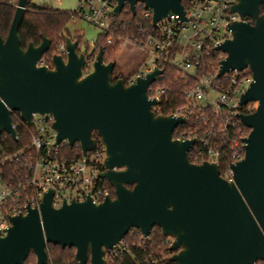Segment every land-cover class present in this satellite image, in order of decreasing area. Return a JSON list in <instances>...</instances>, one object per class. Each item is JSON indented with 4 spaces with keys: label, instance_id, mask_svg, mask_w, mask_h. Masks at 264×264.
<instances>
[{
    "label": "water",
    "instance_id": "water-1",
    "mask_svg": "<svg viewBox=\"0 0 264 264\" xmlns=\"http://www.w3.org/2000/svg\"><path fill=\"white\" fill-rule=\"evenodd\" d=\"M27 1L17 0L7 36L0 37V140L3 134L17 140L14 112L28 127L33 115H50L55 146L78 144L82 156L95 149V133L105 155L99 178L110 184L114 197L99 205L90 198L64 202L55 209L49 190L38 210L27 206L26 215L9 218L10 227L0 236V264H24L30 254L35 264H49L47 245L73 248L77 264H106V253L129 230L147 238L154 228L172 239L173 264L264 263V0H235L231 13L240 21L227 27L230 39L215 49L225 55L217 77L251 72L239 106L256 103L253 113L237 116L249 134L242 140V160L231 165L232 181L224 180L214 163L189 162L194 141L172 138L184 118L151 111L159 102L148 100L147 90L162 71L129 87L121 79L112 82L114 63L104 61L100 47L84 74L87 48L78 52V41L69 37L65 57L53 55L51 69L39 66L51 43L41 36L38 46L20 48L18 27ZM115 3L116 16L128 6L133 17L142 4L152 12L154 27L169 13L181 19L184 14L181 0Z\"/></svg>",
    "mask_w": 264,
    "mask_h": 264
},
{
    "label": "built area",
    "instance_id": "built-area-1",
    "mask_svg": "<svg viewBox=\"0 0 264 264\" xmlns=\"http://www.w3.org/2000/svg\"><path fill=\"white\" fill-rule=\"evenodd\" d=\"M181 4L184 11L182 19L169 13L155 27L152 25V12L144 10L142 4L136 5L140 40L124 39L119 47L131 46L144 59L134 73L121 80L125 87H129L137 78H145L155 70L162 71L147 90L148 100L159 102L151 111L155 115L184 118L185 123L173 132L177 137L172 138L194 141L189 153L192 154V164L208 162L218 165L219 160H228L220 176L232 181L231 165L242 160L244 155L243 142L236 140V126L242 124L237 116L251 114L256 108V103L239 106L241 95L252 82V75L246 68L217 77L220 63L212 69L206 59L210 51L218 52L216 47L230 39L227 27L240 21L236 14L231 13L235 0H181ZM115 6V0H78L72 20L81 19L103 33H110L115 24ZM243 21L248 20L245 18ZM112 39L110 36L107 43ZM220 54L224 59L225 55ZM57 55L65 57L64 44L59 47ZM38 65L45 66V61L42 59ZM167 67L174 69L186 85L180 93L183 106L164 115L162 101L167 90L155 84ZM52 123L50 115H33L29 146L8 155L1 150L0 164L15 163L24 170L23 174L15 176L17 181L12 183V179H5L0 168L1 237L10 227V217L26 215L27 206L38 210L43 194L49 190L53 191L52 207L55 209L64 202H84L90 198L94 205H99L105 198H112L107 181L99 178L105 170L103 145L96 144L95 149L85 156H82L78 144L71 148L66 142L55 146L56 133L51 129ZM167 240L166 244L171 245L172 239ZM121 241L109 252L120 247L124 249ZM164 260L159 256L148 264H163Z\"/></svg>",
    "mask_w": 264,
    "mask_h": 264
},
{
    "label": "trees",
    "instance_id": "trees-1",
    "mask_svg": "<svg viewBox=\"0 0 264 264\" xmlns=\"http://www.w3.org/2000/svg\"><path fill=\"white\" fill-rule=\"evenodd\" d=\"M17 0H0V37L5 39L9 31L11 21L15 12V7ZM186 5V2L183 1ZM264 12V7H261V13ZM74 12L71 11H59L51 7L33 4L30 0L27 1L25 10L23 12L19 27H18V37L19 44L22 50H25L29 43H33L38 46L41 39L44 37L48 39L51 43L49 51L43 55V60L45 61V66L51 68V57L58 54L59 47L64 44V39L66 37L71 38L66 26L72 20ZM139 22V11L133 17L131 16L128 6H125L119 16L115 17V24L112 27L110 33H101L93 48L86 54V66L84 67V74H87L91 70V63L93 62L96 51L98 52L100 47H103V56L106 63L113 62L114 70L111 76L112 82L118 79H123L125 76L117 73L115 71V56L119 45L124 39H131L134 41L140 40V34L138 32L137 23ZM112 36L113 39L111 43H107L108 38ZM73 40L78 41L79 38L74 37ZM78 52L80 49L78 48ZM209 57L206 59V63H209L210 68L215 69L217 65L222 61L223 57L219 52L210 51ZM135 72V71H134ZM132 72V73H134ZM128 74L127 76L131 75ZM155 85L165 87L167 94L164 96L162 104L164 106L163 114L166 115L172 109H178L183 106L181 91L185 87L184 80L177 74V72L167 67L164 69L163 75ZM12 124L15 126L17 140H12L9 136L3 134L0 140V146L3 154L8 155L19 150H25L31 140L30 131L31 128L25 126L20 120L18 113L11 114ZM238 135L236 140L241 142L242 139L247 137L249 130L245 128L242 124H237L236 130ZM235 132V133H236ZM176 138V134L173 136ZM92 138L96 141L97 145H100L99 138L92 134ZM78 150V149H77ZM79 152V150L77 151ZM1 160V158H0ZM189 162L193 163L192 154L188 155ZM228 160L221 159L218 162L220 173L222 174L223 169L228 164ZM0 168L4 173V177L7 181L12 179V183H15L18 174H23V168L15 163H5L0 164ZM106 186L110 190V195L113 196V189L107 182ZM167 238H164L158 228H154L147 239H142L140 233L131 229L123 237L121 244H123L124 249L121 247L114 250V252H108L105 255L106 264H148V262L153 258H158L157 254L159 250L165 253H169V247L165 244ZM46 253L48 256L49 264H77L74 258L75 250L73 248H60L59 246L47 245ZM36 259L33 254H30L26 259L24 264H35ZM163 264H173L169 259L164 260ZM258 264H264L259 262Z\"/></svg>",
    "mask_w": 264,
    "mask_h": 264
},
{
    "label": "rangeland",
    "instance_id": "rangeland-1",
    "mask_svg": "<svg viewBox=\"0 0 264 264\" xmlns=\"http://www.w3.org/2000/svg\"><path fill=\"white\" fill-rule=\"evenodd\" d=\"M33 4L42 6H48L55 10L59 11H71L74 12L77 8L78 0H30ZM69 34L74 37L79 38L78 48L80 50L88 48V53L93 48V44H95L98 36L102 33L100 29L94 27L93 25L87 23L78 18H74L71 20L66 26ZM74 41V40H73ZM97 53V51H96ZM43 59V58H42ZM144 59L143 55L137 51H134L131 46H126L124 48H118L117 55L115 56V71L120 73L123 76H127L128 74L136 71L138 67L141 65L142 60ZM35 117V126H37ZM168 240L165 241V244ZM170 245H168L169 247ZM163 259H169L172 253H165L162 250H159L157 253Z\"/></svg>",
    "mask_w": 264,
    "mask_h": 264
},
{
    "label": "flooded vegetation",
    "instance_id": "flooded-vegetation-1",
    "mask_svg": "<svg viewBox=\"0 0 264 264\" xmlns=\"http://www.w3.org/2000/svg\"><path fill=\"white\" fill-rule=\"evenodd\" d=\"M246 19H247V18H246ZM247 20L250 21L249 19H247ZM47 67H48V66H47ZM48 68H49V67H48ZM51 68H52V67H51ZM51 68H50V69H51Z\"/></svg>",
    "mask_w": 264,
    "mask_h": 264
}]
</instances>
